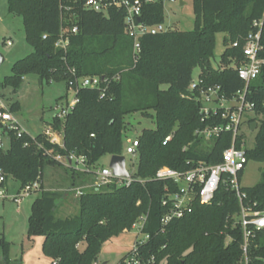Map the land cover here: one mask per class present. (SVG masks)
I'll return each instance as SVG.
<instances>
[{"label": "trees", "instance_id": "16d2710c", "mask_svg": "<svg viewBox=\"0 0 264 264\" xmlns=\"http://www.w3.org/2000/svg\"><path fill=\"white\" fill-rule=\"evenodd\" d=\"M140 1L141 23L164 24L162 0ZM84 2L7 0L8 12L22 18L25 41L33 52L13 64L11 74L0 86L16 90L24 76L34 75L40 82H63L68 90L71 69L76 77L97 76L106 82L98 89H80L73 110L63 120L54 117L48 124L53 130L61 129V146L51 144L43 133L18 138L15 130H10L8 147L0 150V170L5 180L17 183L19 192L35 181L40 184L43 168L59 165L56 156L83 157L86 166L92 168L104 156L122 155L127 129L124 118L130 114L147 117L153 112L155 128L142 130L136 138L138 162L130 184L83 190L77 198L76 216L59 218L56 209L64 196L41 190V196L31 204L28 238L42 237L41 251L49 264H96L106 242L130 231L145 217L141 233L148 239L138 247L136 256L144 264H240L244 258L243 238L235 224L240 211L235 193L222 184L210 203L195 201L189 213L161 226L167 211L162 206L165 188L169 192L176 188L153 177L160 167L185 172L197 162L213 165L221 161L222 152L231 145V133L205 140L195 131L227 121L221 118V110L203 119L197 98L200 89L209 87H218L219 96L228 100L243 89V81L230 65L243 62L244 39L252 31L253 22L259 20L263 23L259 57L264 59V0H192L194 29H167L143 36L136 63L132 59V40L124 29V10L109 8L103 15L84 9ZM73 27L76 33L71 32ZM61 31L68 40L65 50L55 46ZM218 33L224 34L223 43H229L220 55L225 64L221 70L211 66ZM234 42L237 48L231 46ZM195 68L200 69L199 83L190 92ZM245 99L254 105L252 112L260 118L247 122L249 127L257 122L258 127L254 147L244 148V152L249 162L261 163L262 167L259 181L241 188L245 194L242 205L262 211L264 64L258 77L248 84ZM18 110V103L9 108L11 113ZM242 141L243 136H238L235 147L241 148ZM68 169L73 178L85 176ZM8 246L0 240V264H12ZM129 258L128 253L117 264H130L125 262ZM246 258L247 264H264V229L249 239Z\"/></svg>", "mask_w": 264, "mask_h": 264}, {"label": "built area", "instance_id": "2783aa9c", "mask_svg": "<svg viewBox=\"0 0 264 264\" xmlns=\"http://www.w3.org/2000/svg\"><path fill=\"white\" fill-rule=\"evenodd\" d=\"M158 0H145L144 3H155ZM165 3H176L179 0H162ZM142 2L140 0H85L83 7L88 11L94 13L106 15L109 8L123 9L124 15V29L127 36L132 40V59L134 63L138 60L140 53L139 40L146 35H157L167 31V27L164 24L146 25L141 23V7ZM139 19V21H138ZM262 20L253 22V29L250 31L244 39V43L241 47V53L243 56V62L239 65L231 64L230 66L236 71L237 76L244 83L242 90L236 92L235 96L231 99H224L218 94V87H209L206 90L200 89V95L197 101L200 103V114L202 118H208L210 115H216L219 110L222 111L221 118L227 122L224 125L204 128L196 130L195 135L203 137L205 140L211 137H218L220 133H231V145L222 152L221 161L217 164H207L205 162H197L192 167L185 171L179 172L168 167H160L156 170L153 179L160 182H167L174 186L176 189L173 192H169L168 188H165V196L162 199V206L167 208L166 213L161 218V226L167 225L173 219H179L185 214L191 211L193 202L197 201L200 204L210 203L218 189L222 184L235 193L239 204L240 211L235 216V224L240 227L243 238L242 251L244 254L243 260L240 264H247L246 248L250 238L254 237L256 232L264 229V210L254 211L251 207H244L242 200L245 198V194L241 192L240 177L248 164V159L244 152V142L241 143V148L235 147V140L239 134V127L241 125V118L245 112H252L254 105L246 101L245 96L247 93L248 84L256 79L261 71V66L264 64V59L259 57V53L262 50L261 45V32H262ZM72 33H76V27L71 29ZM45 39L46 37L43 36ZM68 44L67 37L64 31H61L58 41L55 46L62 50L66 49ZM7 45L10 42L7 41ZM233 48L238 47V43L234 42L231 45ZM72 78L67 82L68 91L72 92V98L70 101H66L64 104L55 107L56 113L54 117L63 120L65 116L71 112L78 102L76 94L80 89H98L101 84L106 82L105 79L94 76L76 77L75 71L70 70ZM199 80L192 81L188 90L193 92ZM0 128L2 134L6 137V141L0 136V150L7 149L8 145V132L15 130L16 137L20 138L23 134L29 135L24 131L13 117L12 113L0 99ZM55 132L51 127L43 132L51 144L61 146V140H58L56 136L51 135V131ZM30 136V135H29ZM31 137V136H30ZM34 138V137H31ZM171 139V135L168 136L165 141L168 142ZM27 143L24 144V147ZM138 146L137 140L134 139L131 142H127V146L124 151L125 154L135 157L136 148ZM73 159V162H72ZM58 161L59 157H55ZM69 163V167L74 168L84 173H94L91 168L87 167L83 157L70 156L66 159ZM59 162V161H58ZM78 167V169H77ZM73 168V169H74ZM95 183L93 188H100L109 184H115L117 186H128L132 180L128 178H118L112 174V170L107 166L98 169L95 173ZM40 184L35 181L26 185L19 192H16L10 196H7L6 180L3 172L0 170V199L10 197L12 201L19 204L23 196H27L32 191H40ZM76 194L79 196L82 193V189H75ZM70 191V190H68ZM145 221V217H141L139 221L134 225L139 224V233L143 236V240H138L133 245L132 250L129 252L130 258L125 262L130 264H144L141 260L136 259L137 250L142 245L148 236L141 233L142 225ZM133 226V227H134ZM55 264V263H53Z\"/></svg>", "mask_w": 264, "mask_h": 264}, {"label": "rangeland", "instance_id": "374dc122", "mask_svg": "<svg viewBox=\"0 0 264 264\" xmlns=\"http://www.w3.org/2000/svg\"><path fill=\"white\" fill-rule=\"evenodd\" d=\"M170 4L165 3L163 7L164 25L167 29L176 31H190L194 29V14L192 11V0H181ZM224 34L218 33L215 36V58L211 60V66L214 69H223L225 64L221 61L220 55L229 45L223 43ZM7 41L10 45H7ZM33 52L31 46L25 41L22 18L15 13L8 12L7 0H0V54L4 57L0 65V83L5 77L11 74L13 64ZM200 74V69L195 68L192 73V81L196 82ZM117 80V77H115ZM166 89V86H161ZM72 92L68 91L63 82L45 81L38 83L34 75L24 76L16 90L11 87L0 86V99L9 109L14 103L19 104V110L12 115L19 126L31 137L42 134L50 126L48 125L54 118L55 107L70 101ZM151 116H142L140 113H133L124 118L126 130L123 139L122 155L126 159V169L130 175H133L137 166V158L125 154L127 142L136 139L142 130L154 129L153 112ZM259 119L260 116L253 112H245L241 118L239 134L243 136L244 148L252 149L254 147L256 129L251 132L248 125L249 119ZM51 131V130H50ZM51 135L56 136L58 140L62 139L61 129ZM0 136L6 141L0 128ZM50 138L49 136H47ZM8 145L6 144V147ZM59 157V165H46L42 171L43 190L62 194L64 197L59 202L56 209V215L59 218H72L78 214V205L75 189L93 188L96 179L94 173L108 166L109 156H104L94 165L91 170L94 173H84L76 170L73 164L72 170L83 178L72 176L69 163L66 158ZM73 162V159H72ZM262 165L258 162H248L245 170L240 177V186L248 188L255 185L260 179V169ZM78 169V167H77ZM9 186L7 196L17 190L18 185L13 180H6V187ZM103 189V187H100ZM70 190V191H68ZM41 191H32L27 196H23L19 204L6 197L0 199V240L8 243V258L12 264H49V260L43 256L41 251L42 237L36 236L28 238L27 220L31 212L32 202L41 196ZM139 224L130 231L124 232L117 237L112 238L102 246L96 264H117L118 261L127 255L138 240H143L139 233Z\"/></svg>", "mask_w": 264, "mask_h": 264}, {"label": "water", "instance_id": "95a60500", "mask_svg": "<svg viewBox=\"0 0 264 264\" xmlns=\"http://www.w3.org/2000/svg\"><path fill=\"white\" fill-rule=\"evenodd\" d=\"M179 4L180 6H182L183 3L181 0H179ZM3 61L4 57L2 56V54H0V65L3 63ZM38 83H40V81H38ZM256 126V122H252L249 127L250 131L253 132L256 129ZM108 167L112 170V174L115 177L128 178L130 180L134 179V176L130 175L126 169V159L123 155L110 156Z\"/></svg>", "mask_w": 264, "mask_h": 264}, {"label": "crops", "instance_id": "0c3cea01", "mask_svg": "<svg viewBox=\"0 0 264 264\" xmlns=\"http://www.w3.org/2000/svg\"><path fill=\"white\" fill-rule=\"evenodd\" d=\"M182 3H183V2H182ZM182 5H184V3H183ZM40 184L42 185V188L40 189V191H41V190H42V191H48V189H47V190H43V189H44V188H43L44 186H43L42 179H41V183H40ZM6 190H7V192L9 191V186L6 187ZM16 191H17V190L14 189V193H16ZM14 193H13V194H14Z\"/></svg>", "mask_w": 264, "mask_h": 264}]
</instances>
